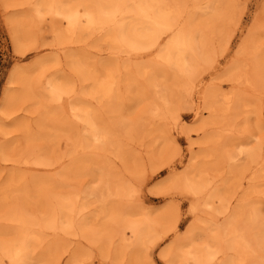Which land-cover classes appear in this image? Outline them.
I'll use <instances>...</instances> for the list:
<instances>
[{"label":"bare ground","instance_id":"1","mask_svg":"<svg viewBox=\"0 0 264 264\" xmlns=\"http://www.w3.org/2000/svg\"><path fill=\"white\" fill-rule=\"evenodd\" d=\"M234 5V0H0L14 55L24 59L47 47L53 52L13 64L2 88L0 135H17L0 140V162L14 154L12 168L0 164V264H83L86 249L109 264H157L152 249L169 236L156 255L164 264H264V189L255 187L262 169L243 188L245 171L263 158L260 143L250 141L262 119L242 125L237 136L226 134L239 125L238 112L251 100L244 101L239 88L264 101V4L218 76L234 90L223 93L204 80L220 69L219 58L238 28ZM44 27L51 44L42 42ZM98 42L106 46L104 60L85 51ZM183 94L190 103L179 98ZM140 106L136 119H121ZM182 111L192 113V124L180 121ZM154 118L173 121L190 152L200 147L182 172L171 170L147 190L169 198L177 188L189 199L184 215L192 218L183 230L178 203L135 201L144 176L137 172L138 181L136 170L125 166L133 157L129 141L151 136L144 127L155 128ZM198 134L199 141L191 140ZM163 139L167 151L177 147ZM59 142L65 144L60 152ZM115 153L125 172L108 168ZM64 157L69 165L61 167ZM171 164L166 159L151 172ZM227 166L229 173L236 169L231 180L218 186L214 177L208 179L210 170ZM42 170H56L57 179L34 177ZM22 172L31 175L28 183L21 181ZM86 176L88 184L72 182Z\"/></svg>","mask_w":264,"mask_h":264},{"label":"rangeland","instance_id":"2","mask_svg":"<svg viewBox=\"0 0 264 264\" xmlns=\"http://www.w3.org/2000/svg\"><path fill=\"white\" fill-rule=\"evenodd\" d=\"M234 1H235V5H234L233 10L236 12L237 17L240 20L238 28L236 32L234 33V36L232 37V40L229 46L226 48L223 55L219 58L218 64H219L220 69L212 72L211 73L212 75L206 76L207 73L204 75L205 76L204 80L206 84H213L216 87L218 85L219 87L218 89L221 90V92L223 93H228L229 91L234 90V88L232 84L227 83L223 77L221 79H218V76L221 74V69L225 68L226 63L229 60H231L233 57H235V48H236L237 43L240 42V40L247 33L249 29V23L252 20L254 13L258 9H260L261 6L264 4V0H234ZM44 28L45 29L41 30L42 31L41 33L43 34L41 36V38L43 37L42 42L46 44L47 43L51 44L52 35L49 34V30H48L49 28L48 27H44ZM254 45H258V42L254 41ZM98 46H99V49H98ZM98 46H96V48H89V49H87L86 46L84 47L86 48L85 51H88V56L94 57L95 59H100V60L106 59L107 57L106 46L99 42H98ZM97 49L102 51L103 54L101 56H97L95 54L98 51ZM49 53L50 52L47 47L44 50L40 51L39 53L38 52L28 53L25 57H23L24 59H21L17 57L16 55H14L12 48H11L9 37L7 35L6 28L3 24L2 16L0 14V96H1L2 88L7 79L8 73L13 64L30 62L33 58L39 55H44V54H46V56L48 54V56L52 57L53 52H51L50 54ZM143 59H145L146 61H150V59L148 60L147 58H143ZM201 74L203 75V73ZM121 92H123V89H121ZM239 93L242 96H244L242 97L244 101L246 98H250L251 100L247 103L248 104L247 108L242 109L241 111L238 112V116L236 118L235 123H238L239 125H237L236 128L232 129V131L231 130L226 131V134L228 135V137H231V135L237 136V133L239 132L237 130L239 129L241 132L242 125L243 127H246L249 125L254 126V122L256 119H262V122H260L261 124L258 128L257 136L255 138H251L250 141H251V144L260 143L259 149L260 151L262 150L263 158H260V164L253 165L254 163H252L250 164V170L245 171V175H244L245 178L243 179V184H244L243 188L247 189L249 185V178L251 177V175L252 174L256 175V173L260 171V169H262V174L260 178H258L255 181L256 182L255 187L257 190H258V186L264 189V101L262 100V96L260 100H256V98H252V92L250 90L248 91L244 90L243 87L239 88ZM178 97L172 99V103H171L172 108L176 105L178 101ZM187 97L188 96H185L183 94L182 97H179V98L185 101L187 100L190 103L191 102L190 98L189 97L187 98ZM94 105L97 106L96 103H94ZM116 107H119V105ZM119 108L121 109V106ZM140 108L141 106L136 107L134 111H131L129 113L123 112L124 115L121 119L122 120L123 119H129V120L136 119L138 117ZM12 116H15V114ZM179 116H180L181 122H184L189 125L193 123V115L190 111H187V112L182 111L180 112ZM205 116H207V114H204V117ZM6 121L8 122L9 120H6ZM172 124H173V121L169 120V118L168 119L154 118L155 128H153V125H147L146 127H144L145 129H148V131L152 134L151 136L145 137L143 140L134 139V141H129L128 149L130 150V152L131 151L133 152L132 153L133 157L131 156V159L127 157L125 159V166L128 169V171H132V169L136 170L134 176L136 175L137 172L141 173L142 177L144 176L143 178L144 184L142 185L140 192L138 193V196L136 197L135 201L141 202L142 204H145V205H154V206H157L162 203H166L169 200L178 203L179 213L181 214V217H182L178 223L179 224L178 228L179 230H183L185 225L192 218L190 216L184 215L189 205V199L182 197L178 193L177 188H174L173 190H171V196L169 198L153 197L147 194L148 188L156 184L157 182L161 181L162 177H164L165 175H168L171 170L182 172L183 169L186 167L188 163V159L190 158L191 154L200 152V147H197V146H195V148H193V150L190 152L188 150L189 141L186 140L184 137L177 135V133L174 132L173 130L174 125ZM208 131L212 132L214 131V129L213 130L208 129L207 132ZM201 134L191 135V138H192L191 140L195 139L196 141H199L202 138ZM11 135L16 136L17 134L13 132ZM11 135L7 137H10ZM7 137H4V138H7ZM164 137L166 140L167 138L172 139L177 147L176 148L171 147L169 148L170 150L167 151L164 146V141H163ZM4 138H2V136L0 135L1 142L3 141ZM140 141L141 143H137ZM0 146L3 148V145H0ZM56 147L57 145L52 149L54 150L56 149ZM11 149H8L7 152H11ZM58 149H59V152L63 151L65 149V144L63 142H59ZM12 155L14 154L9 153L5 157L6 159H9L7 162H0L1 165L6 164L7 166L6 169L12 168V164L10 162V160L13 158ZM114 155L115 156H109V161L110 163H112L111 165L113 166H109L108 168L112 170H116L118 172H121V171L125 172V167L123 166V163L119 161L121 156L116 153ZM76 158H78L77 155H76ZM90 158H91L90 156H87L86 160ZM166 159L168 160L171 159L173 166L171 164V167L169 166L170 168L168 167L161 168L157 173L151 172V168H153V166L159 163H163ZM58 162L63 163L61 167L62 166L64 167V165L66 164L69 165L65 157L59 160ZM19 167L21 171L25 170V167H23L22 165H19ZM229 170H230L229 166H227V168L221 171H211L210 170L207 173V177L208 179L209 177L211 178L214 177L213 180L216 181V185L221 186L222 180L223 181L231 180L232 177L234 176V173L236 172V169H233L232 173H229ZM48 171L42 170L39 174L34 175V177L43 178V179H57L56 170H48ZM20 178H21V181H23L24 183H28L32 177L29 173L22 172V176H20ZM138 178H141L140 175H136V179L138 181H142L141 179H138ZM88 179L89 178L87 176L78 177L76 180H73L72 182L77 181V183H80L81 185H85V184L90 183V180ZM255 182L253 183V185L255 184ZM198 203L200 206V204L202 205L203 201H199ZM217 220H218L217 221L218 223L222 222L223 217L222 218L218 217ZM170 237L171 236H169L168 238H166L165 240L157 244L152 249V258L157 264H164L157 258L156 255L160 247L171 239ZM202 237H203V234L202 233L199 234L198 237H196V240H195L196 243L200 242L201 241L200 238ZM72 246L73 244L70 247ZM37 250H39V248ZM85 255L86 257H85L83 264H109V263H105L104 261H102V259L97 254L95 249H86Z\"/></svg>","mask_w":264,"mask_h":264}]
</instances>
